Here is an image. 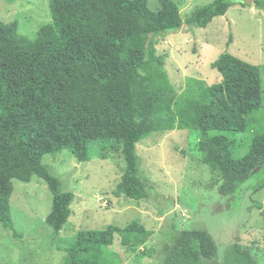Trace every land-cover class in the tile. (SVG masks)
Wrapping results in <instances>:
<instances>
[{"label": "trees", "instance_id": "1", "mask_svg": "<svg viewBox=\"0 0 264 264\" xmlns=\"http://www.w3.org/2000/svg\"><path fill=\"white\" fill-rule=\"evenodd\" d=\"M49 0L52 21L35 39L18 34V23H0V223L13 233L14 181L39 177L52 193L46 218L55 238L68 222L75 195L42 163L43 156L69 150L79 163L91 159L89 144H102L100 157L120 154L125 169L114 194L146 201L154 187L140 176L136 145L148 133L192 129L200 133L199 164L220 179L215 188L236 194L255 176H264V134L249 151L236 154L235 134L249 131L248 118L264 108L262 67L224 53L212 63L222 80L206 85L192 78L180 97L162 71L165 56L153 38L178 33L184 24L205 28L225 16L232 0H214L182 18L174 0ZM254 5L264 10V0ZM144 72L145 74H142ZM264 189V177L253 187ZM262 209L261 204H256ZM139 246L152 234L133 221L124 228L77 233L64 264H108L87 257L114 244ZM218 248L204 230L178 233L164 264H212ZM221 264H258L253 247L233 243Z\"/></svg>", "mask_w": 264, "mask_h": 264}, {"label": "rangeland", "instance_id": "2", "mask_svg": "<svg viewBox=\"0 0 264 264\" xmlns=\"http://www.w3.org/2000/svg\"><path fill=\"white\" fill-rule=\"evenodd\" d=\"M174 1L186 21L195 9L214 0ZM158 5V0H148L150 9ZM14 21L18 34L35 39L39 29L52 21L49 0H0V23ZM153 42L157 53L165 56L161 68L178 97L192 78L208 86L221 82V75L211 65L229 53L262 67L264 103V10L254 4H235L205 28L185 23L178 33L156 35ZM248 124L247 133L235 134L237 156L249 151L256 134H264V108L248 118ZM199 140L198 131L177 127L143 136L135 150L138 170L154 189L149 200L138 202L114 194L125 161L115 152L101 158L98 141L89 144L91 159L87 162L79 163L69 150L44 155L43 165L61 180L63 190L75 195L71 215L55 238L46 223L52 210L48 185L37 176L29 183L14 181L10 208L20 238L15 239L0 223V264H64L78 232L124 228L135 220L151 232L149 241L124 247L116 235L111 247L91 253L88 262L102 258L108 264H164L167 248L175 244L179 232L204 230L218 248L212 264H221L225 251L235 242L253 247L258 264H264V189L256 193L251 189L264 176L252 177L232 196L220 194L215 188L220 179L198 162L202 157Z\"/></svg>", "mask_w": 264, "mask_h": 264}, {"label": "water", "instance_id": "3", "mask_svg": "<svg viewBox=\"0 0 264 264\" xmlns=\"http://www.w3.org/2000/svg\"><path fill=\"white\" fill-rule=\"evenodd\" d=\"M255 1H256V0H243V3H244L245 5H252V4L255 3Z\"/></svg>", "mask_w": 264, "mask_h": 264}]
</instances>
